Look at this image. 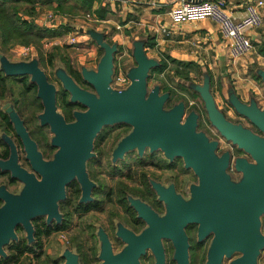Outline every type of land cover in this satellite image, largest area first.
<instances>
[{"label": "water", "instance_id": "1", "mask_svg": "<svg viewBox=\"0 0 264 264\" xmlns=\"http://www.w3.org/2000/svg\"><path fill=\"white\" fill-rule=\"evenodd\" d=\"M75 29L79 34H86L102 55L95 71L85 67L81 69L83 80L93 88L94 93L81 90L62 70L56 73L70 95V102L85 108V111L73 114L75 121L70 124H66L56 112L55 88L38 68L36 58L10 63L0 53V69L5 76H30L31 83L36 85L43 106L39 119L42 124L49 125L54 135L52 143L59 148L51 162L37 161V166L33 165L41 175V181L12 165L13 173L24 183V188L18 196L2 193L5 204L0 208V258L7 257L4 248L17 240L16 227L24 230L26 240L31 243V221L34 218L47 216V222L52 219L59 222L57 202L64 199V187L71 180L77 179L81 184L82 201L89 200L92 184L85 174V162L91 157L93 140L104 126L126 124L132 130L119 144L116 154L136 148L140 154L145 147L151 151L160 149L167 158H182L185 168H190L198 179V185L191 187V199L184 202L176 196L175 201L168 202L167 215L161 220L166 227L165 236L174 246L173 260L176 264H189L184 234L187 224L197 225L200 242L212 234L206 264H223L224 259H231L234 254L239 256L230 260L229 264H258V258L264 251V235L260 231V217L264 214V109L254 98H250L248 103L242 102L226 80L223 88L228 91L227 103L258 132L253 133L240 124L228 122L218 110L211 94V76L208 73L202 75L201 84L186 85L187 89L198 94L209 123L220 136L253 161L250 163L244 158H236L234 168L241 174V179L232 182L226 173L230 163L229 152L217 156L218 142L210 141L204 133L196 131L198 115L192 111L183 119V101L168 111L163 110L169 98L168 92L161 93L159 85L148 88L150 72L160 64L147 57L145 41L132 42L130 53L134 65L124 71L129 85L116 89L111 83L118 45L108 43L105 35L95 30L80 26ZM256 73L264 84V70H256ZM222 75L225 77L226 72ZM11 117L18 134L29 147L31 142L26 138L18 117L14 114ZM35 160H39V156L33 162ZM155 218L152 216L157 221ZM156 230L150 229L148 233H157ZM154 236L145 237L143 249L149 247L152 250L155 264H164L159 235ZM103 245L100 255L102 264H126L127 252L113 256L105 241ZM143 249L139 253L142 254ZM135 256L136 253L131 255L130 264H138ZM62 258L65 264H78L77 257L68 250Z\"/></svg>", "mask_w": 264, "mask_h": 264}, {"label": "flooded vegetation", "instance_id": "2", "mask_svg": "<svg viewBox=\"0 0 264 264\" xmlns=\"http://www.w3.org/2000/svg\"><path fill=\"white\" fill-rule=\"evenodd\" d=\"M118 51L121 52L119 47ZM45 54L43 59L38 55L35 57L38 68L44 73L47 82L55 88L56 112L66 124L73 123L75 121L73 114L83 112L85 108L70 102V95L64 90L56 73L62 70L81 90L94 93L93 88L82 78L81 69L85 66L57 57L49 59L47 57L49 53ZM125 57L121 52L120 58ZM6 58L10 63H16ZM44 68L51 69L53 79ZM85 68L89 71L96 70V68ZM0 75L4 80V88L0 87L1 208L5 204L1 197L2 193L18 196L24 188V183L13 173L12 165L27 175L33 176L35 180L41 181L42 177L33 165L37 166V161L51 162L59 148L52 143L54 135L49 125L42 124L39 119L43 114L42 101L38 98L37 87L31 83L30 76L9 77L5 76L1 69ZM173 91L161 90V93L169 94L163 110L168 111L178 102L183 101L185 104L183 119L190 112H195L198 115L196 131L204 133L210 141L218 142L217 156L229 152L230 163L226 173L232 182H238L241 174L235 171V159L244 158L250 163L253 161L237 146L226 142L209 123L207 117L206 121L203 120L199 108L204 109V105L198 94L190 89L182 90L181 94H178L176 90ZM227 92L224 88L211 90L218 110L228 122L240 124L253 133H258L227 103ZM238 98L244 102L239 96ZM248 102L249 100L244 103ZM222 103L226 111L223 110ZM11 114L18 117L26 138L31 142L29 147L26 146L24 138L18 134ZM131 130L132 128L126 124L104 126L94 138L90 151L91 157L85 162V174L89 183L92 184L89 188V200L82 201L81 184L77 179L71 180L64 187V199L57 202L59 222L55 219L47 222V216L36 217L31 221L32 242L26 240V233L18 226L15 229L17 240L9 245L15 248V245L25 241L31 252L26 253V256L32 263L36 256L48 257L47 253L44 255L42 251L44 240L51 238L54 234H62L58 240L63 246L61 254L55 258L48 257L53 263L57 261L58 264H65L62 256L68 250L77 257L78 264H102L100 255L104 247L103 241H105L111 255L117 256L127 252L126 264H130L131 255L135 253V262L138 264H145V261L155 264L152 250L149 247L144 249L143 247H145V237L159 235L164 264H176L173 260L174 246L165 236L166 227L161 220L167 215L168 202L175 201L176 196L184 202L191 199V187L198 185V179L190 168H185L182 158H167L160 149L151 151L149 147H145L140 154L136 148L125 151L121 155L116 154L119 144ZM38 156L39 160L33 162ZM152 216H155L157 221L153 220ZM263 217L264 214L260 217L261 233ZM150 229H157V233L152 231L148 233ZM19 233L24 235L19 237ZM184 234L188 244L189 264H192L191 253L194 250L198 253L204 251L205 256L207 255L212 234L200 242L197 236V225L194 224H187L184 227ZM8 246L4 248L6 255L12 252L7 249ZM141 249H143L142 254L139 253Z\"/></svg>", "mask_w": 264, "mask_h": 264}, {"label": "crops", "instance_id": "3", "mask_svg": "<svg viewBox=\"0 0 264 264\" xmlns=\"http://www.w3.org/2000/svg\"><path fill=\"white\" fill-rule=\"evenodd\" d=\"M222 1L225 3L226 10L234 18L239 19L244 16L246 3L244 0ZM47 2L48 0H39L34 18L38 26L46 29L70 27L72 31V25L79 26L73 23L76 20H69L68 17L64 19L66 15L61 16L60 13L51 9L50 7L56 6L55 3ZM176 5L177 0H97L92 3L90 12L98 22L86 28L104 34L106 41L110 44H117L121 52L130 51L132 42L135 40L145 41L144 50L147 57L167 65L166 70L160 75L168 74L172 78L170 83L179 88V91L176 90L178 94L187 89L185 88L187 84L195 83L204 73L211 76L212 84L218 82L219 87L214 86V91H216L218 88H223L226 80L231 81L233 71L236 74L234 77L238 85V88L233 87L236 94L244 102L253 97L258 100H256L258 106L260 103L264 106V84L259 83L257 78H254L255 81L246 79V72L253 73L256 66L250 59L251 56L258 65H264V23L261 28L247 32L253 52L233 61L228 56V43L221 37L212 22L172 24L168 12ZM48 10H53L56 22L52 23V20H48L50 15ZM261 13L264 20V7ZM162 30H166L167 33H163ZM72 31L63 35L65 39L72 34ZM61 39L57 37L45 41L48 48H60L63 45L71 60L76 64L96 68L102 53L86 34L78 36L74 47L66 43L62 44ZM121 52L115 56V62L121 64L126 70L133 65L125 66L122 63ZM224 71L226 72L225 77L222 75ZM243 81L246 83L243 84ZM260 108L264 109V107Z\"/></svg>", "mask_w": 264, "mask_h": 264}, {"label": "built area", "instance_id": "4", "mask_svg": "<svg viewBox=\"0 0 264 264\" xmlns=\"http://www.w3.org/2000/svg\"><path fill=\"white\" fill-rule=\"evenodd\" d=\"M264 7V0H248L245 3V14L242 18H234L225 7L222 0H177V5L172 7L168 16L172 24L183 22L210 21L218 29L221 37L228 43L227 52L231 60H239L252 52V43L247 36L249 30L261 28L264 20L261 9ZM51 16H48L50 20ZM90 22H98L91 14L86 15ZM167 33L166 30H162ZM80 34L75 30L69 34L66 44L75 46ZM31 47H24L20 50V56L27 59L31 56ZM126 56V51L122 52ZM125 68L115 62V70L111 86L116 89H123L129 85V80L124 74Z\"/></svg>", "mask_w": 264, "mask_h": 264}, {"label": "trees", "instance_id": "5", "mask_svg": "<svg viewBox=\"0 0 264 264\" xmlns=\"http://www.w3.org/2000/svg\"><path fill=\"white\" fill-rule=\"evenodd\" d=\"M97 0H48L47 3H55L54 8L50 7L54 11L67 16H73L77 13H87L91 11L92 3ZM39 4V0H0V51L7 49L12 43L20 46H34L37 55L42 58V42L47 39H53L62 37L72 30L70 27L46 29L40 28L34 21L36 16V8ZM54 50L62 49L54 47ZM65 49V48H63ZM3 54V53H2ZM64 56V54H63ZM49 59L57 57V53L47 54ZM62 59V58H61ZM159 67L152 72L159 74L163 73L167 65L159 62ZM257 78V77H256ZM257 80H259L257 78ZM0 87L4 88V80L0 75ZM169 88H164V91H168ZM8 250H11L7 257L0 259V264H17L22 258L31 264V259L26 256V253H31L30 248L27 247L26 242L19 243L12 247L8 246ZM37 264H58L52 262L49 258H42V256H36L33 258Z\"/></svg>", "mask_w": 264, "mask_h": 264}, {"label": "rangeland", "instance_id": "6", "mask_svg": "<svg viewBox=\"0 0 264 264\" xmlns=\"http://www.w3.org/2000/svg\"><path fill=\"white\" fill-rule=\"evenodd\" d=\"M47 12H50V16H51L50 21L52 20V23L56 22V21H54V19L56 18V16L53 15V13H54L53 10H48ZM87 14H91V12H87V13L81 12V13H79V14L77 13L76 15H73V16H67L66 15V17H64V19L68 17L69 20H72V21L76 20V22H73V23H77V25H79L80 27L86 28V27H88V25H90V24L93 25L94 24L93 22H90V21H88L86 19V15ZM63 15L64 14H61V16H63ZM69 24H71V23H69ZM72 26H73V30H75V27H77L75 25H72ZM39 27L40 28H43L41 26H39ZM58 28H61V27H58ZM64 36L61 37L62 39L60 40V42L62 44L67 43L66 42L67 39H65ZM47 40H49V39H47ZM46 45H47L46 44V41H43L42 42V45H41V49L43 51L42 54H41L42 55V59L45 57L44 55H46L45 53L47 52V53H53V54H56L57 53V58H62L65 61H70L71 60V58L69 57V54H67V52L65 51V49H63L64 48L63 45L60 46V48L62 47V51H60V50L59 51L58 50H54L55 48H48V45H47V48H45ZM24 47L25 46H20V45H17L15 43H12L7 49L3 50L2 53L6 57H8L11 61H14V62L30 61L33 57L35 58L37 56V53L35 52L34 46H28V47H31L32 48L31 49V56H29L27 59H24L22 56H20V50L22 48H24ZM72 47H74V46H72ZM125 51H126L127 55H126L125 58L122 59V63L125 64V66L126 65H129V64L134 65V61H133V58L131 56L130 51H128V50H125ZM0 53H1V51H0ZM63 54H64V56H63ZM250 59L253 60V62H254V64L256 66H255V70L253 71V73L249 74V72H246V74H247L246 79L248 81H251V80L252 81H255L254 78H256V76H257L256 70H264V65L263 66L258 65L256 63V61H254V58H252V56L250 57ZM71 61L74 62L73 60H71ZM44 69H46V68H44ZM46 72L49 74V76L51 77V79H53V75H52L51 69H46ZM231 73H232V79H230L231 80L230 83H231V85L233 83L232 87L237 86V88H238V85H237L236 80H235V77H234L236 74L233 71ZM202 77L203 76H201V77L199 76L198 79L196 80V82L195 83H192V84H201L202 83ZM214 77L216 78V76H214ZM171 81H172V78H170L168 76V74L160 75L157 72H150V78L148 79V84L147 85H148V88H152L155 85H159L162 91H164V88L165 87L166 88H169V91H172V92H174L173 90H178L179 91V88L176 87V85H171V83H170ZM220 82H222V81H220ZM244 83H246V81H243V84ZM259 83H262V82L260 81ZM8 84L10 86V83H8ZM168 85H171V86L169 87ZM163 86H164V88H163ZM214 86H216V87L218 86L219 87L218 82L217 83L214 82L211 85V90H214L215 89ZM185 88H187V87H185ZM218 98H220V97H218ZM255 100H257V99H255ZM259 102H260V100H259ZM259 106L260 107H264V106H261V103L259 104ZM222 107H223V110L226 111V107H224L223 103H222ZM199 109H200V113H201V116H202L203 120L206 121V114L204 112V109H201V107ZM262 223H263L262 234L264 235V217L262 218ZM23 235H24L23 233H19L18 236L19 237H22ZM61 236H62V234H54V235H52L51 238H49L47 240H44L43 250H42L44 252L43 253L44 255L47 253L46 255H48L49 258H55V257H57L58 255L61 254L62 249H63V246L61 245V243L58 242V240L61 238ZM238 256H239V254H234L231 259H224L223 264H229L230 260L235 259ZM42 258H46V256H42ZM191 262H192V264H205V262H206L205 252L203 251L201 253H198V252H196L194 250L191 253ZM17 264H29V261L26 260L25 257H24ZM31 264H37V263H36L35 260H33V262ZM145 264H151V263H148V261H145ZM258 264H264V251H262V253L260 254V256L258 258Z\"/></svg>", "mask_w": 264, "mask_h": 264}]
</instances>
